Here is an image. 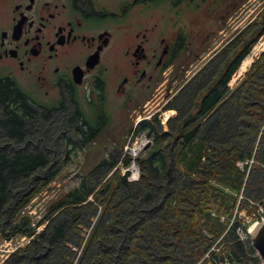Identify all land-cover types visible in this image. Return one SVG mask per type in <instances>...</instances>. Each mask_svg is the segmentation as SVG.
I'll list each match as a JSON object with an SVG mask.
<instances>
[{
	"label": "trees",
	"instance_id": "trees-1",
	"mask_svg": "<svg viewBox=\"0 0 264 264\" xmlns=\"http://www.w3.org/2000/svg\"><path fill=\"white\" fill-rule=\"evenodd\" d=\"M202 1L208 0H194L193 2L199 4ZM237 1L239 0H230L227 3V0H216L217 10L224 9V13L227 14L226 17H229L239 8L236 7ZM240 1L244 2L245 0ZM263 33L264 13L259 21L251 23L247 29L242 30L231 41L229 45L231 56L227 61L224 57H228L229 48L225 49L219 56L218 60L224 59L220 62L218 71L212 72L208 76L206 85L196 89L199 94L203 89L204 95L200 100H197L198 96H196L185 117L179 115L174 120L178 125L177 127L173 124V126L170 125L173 129L172 134L177 133L180 136L179 144L174 145L172 142V150H164L163 152L159 147L161 131H156V127L153 126L154 121L145 120L141 123L140 129L149 130V133L157 132L155 135L156 148L142 160L143 176L149 177L151 174L163 177L164 190L162 196H157L150 204L151 207L155 208L158 205H163V208L158 213L160 215L158 219L145 221L142 225L138 224L137 232L140 230V226L143 227L142 231L146 232V244L145 241L141 242L142 238L138 239L139 235L131 238L133 242L131 249L138 254L139 263L137 258L133 260L132 252L121 256L120 264H196L226 233L230 219L238 205V199L233 192L241 193L244 189L247 198L264 201V134L258 148L256 164H252L251 167L247 162L244 166L239 165V161L252 159L254 142L258 138L262 126L264 128V88H259L260 85L263 86L264 84V82L262 83L264 76H261L260 80L257 79L264 72V59L255 65L250 80L242 83L236 91L232 92L229 87L233 74L248 55L252 45ZM213 65L210 64L202 70L197 76L199 80L194 79L183 89L182 95L195 80L198 82L207 75ZM7 92L8 87L0 84V130L6 131L11 139L21 142L26 139L27 135H30L28 128L33 129L37 126L36 119H23L14 112L9 113V110L6 109L8 107L5 106ZM228 95L229 97L225 100ZM237 95L241 99L239 112L247 113L246 117L249 118L245 120L247 128L241 135L247 136V138L232 139L228 143L221 139L216 140L214 133L216 132L217 121L212 120V118L221 112L222 106L220 105L222 103L229 105L236 99ZM248 99L255 101H248ZM91 107L96 110L94 105ZM65 108L66 105L64 104L60 110L52 112L41 109L40 116L47 119L58 114L62 115ZM75 108L66 110L69 114L67 120L68 127H70L68 128L69 136L68 134L65 135L67 132H65V136H62L66 145L63 157L65 156L66 159L69 157L67 156L69 153H73L77 149L75 146L77 141L81 143V146L92 142L99 130L103 129V122H97V126L91 124L81 104L76 110ZM170 136L171 131H164V140H170ZM51 154L37 147L13 152L0 148V228L12 225L11 219L17 216L38 190L58 176L57 171L50 169L47 180L46 178H35V183L29 191L19 200H13L15 203L9 207L12 209L10 218L2 217L7 212L4 206H8L11 201L9 198L13 197L10 189L11 184L19 180L28 181L36 172H43L50 164ZM172 162L174 163L172 164ZM171 171L176 176H170L172 178L170 181L168 174ZM137 185L131 184L125 177H121L107 205L108 212L111 211L110 218L113 219L114 215L116 217L117 210H119V218L122 220L126 218L124 213H127V208H130L127 202V197L129 198L127 192L134 191L135 189L131 188H135ZM100 193H95L92 179L84 176L81 183L71 188L55 205L56 209L63 208V216H70L71 219L64 217L59 223L53 221L50 229L48 228L47 232L39 236L34 244H41L42 241L39 240L41 237L51 243L60 242L62 244L70 221L76 220L74 225L80 223L79 206L83 205L81 208H84L94 205V201L90 199L91 196L102 201ZM222 217L226 219L223 221ZM21 227L24 231L28 225L23 224ZM18 228L19 226L12 225V231L16 232ZM222 244L220 258H225L226 255L230 256L234 262L247 263L254 259L257 260L253 258L256 249L251 240L248 242L238 240L233 230L227 233ZM35 246L23 250L24 253L32 254ZM64 248L66 249V244ZM22 252L13 258L14 263L28 259L26 258L28 256L25 257ZM117 257L114 259L115 264L118 262Z\"/></svg>",
	"mask_w": 264,
	"mask_h": 264
},
{
	"label": "rangeland",
	"instance_id": "rangeland-1",
	"mask_svg": "<svg viewBox=\"0 0 264 264\" xmlns=\"http://www.w3.org/2000/svg\"><path fill=\"white\" fill-rule=\"evenodd\" d=\"M229 2L230 0H227V3ZM236 5L239 8L231 13L229 17H226L227 14L224 13V9L216 10L218 18V22H216L217 35L212 37L211 42L206 47L198 50L196 55L193 56V52L190 57L188 56L189 58H185L186 60H177L175 67L164 73L158 89L146 105L136 106L133 104L132 107H125L126 105L123 104L124 98L114 93L110 95L108 106L102 112L94 110L88 103L79 101V105L81 104L84 113L88 115L91 124L97 126V122H103V129L99 130L92 142H84L85 144L81 146V143L77 141L75 145L77 149L73 153H66L69 156L67 159L65 156L63 157L66 145L62 140V136L67 135L69 133L68 128H70L67 120L69 114L66 110L73 107H76L75 110L78 108V105L70 100L65 104L66 108L63 113L65 115L58 114L47 119L40 116L36 119L37 126L33 129L28 128L30 129V135H27L26 139L21 142L11 139L6 131L0 130L1 149L13 152L37 147L40 150L52 153L50 164L43 172H36L28 181L22 180L23 183L19 180L11 184L10 189L13 197L9 198L11 201L8 206H4L7 212L2 216L3 218H10L12 209H9V207H12L15 203L13 200H19L23 197L35 183L34 180L39 178H46L47 180L50 169L58 172V176L38 190L17 216L11 219L13 226H19L18 231H12V225L0 228V264H115L114 259L117 256L118 262L116 264H120L119 259L121 256L133 252L131 249L132 236L137 237L139 235L138 239L142 238L141 242L145 241V244L147 243L146 232L142 231V226L137 232L139 229L138 224L142 225L145 221H154L160 217L158 213H160L159 211L163 208V205H158L155 208L151 207L150 204L157 196H162L164 180H162L163 177L151 174L149 177L147 175L143 176L144 166L142 160L156 148L155 135L158 131H161L159 147L163 152L164 150H172V142L174 145L179 144L180 136L177 133L172 134L173 129L170 125L173 124L177 127L178 125L174 120L179 115L185 117L196 96H198L196 99L200 100L204 95L203 89L200 94L196 89L207 82L208 76L212 72L218 71L220 62L224 58H226L225 61L230 58L229 45L231 41L242 30L247 29L251 23L259 21L264 13V0H245L244 2L239 0ZM169 9L172 8H166V3H164V10L158 11L159 15H164V30L168 26H171L169 29L172 30L171 21L173 23L174 18L178 20L184 17L185 23L182 25L185 24L192 35L202 37L199 42L206 39L203 36L208 32L209 23L206 22V29L202 30V27H200L202 23L199 21V19H202L201 16H197L190 10L191 12L186 11L178 17L177 12L172 13ZM159 20L161 19L159 18ZM199 42L198 44H200ZM198 44L194 45V51L199 48ZM227 48H229L227 51L229 52L228 57L218 60ZM248 59H251L250 64L245 71L241 72L243 64ZM263 59L264 33L255 41L248 55L242 61L243 64L241 63L233 74L229 82L232 92L236 91L242 83L251 79L255 65ZM210 64H214L210 72L196 82L199 80L197 76ZM261 76H264V72L256 78L260 80ZM194 79L197 80L182 95L183 89L192 83ZM259 88H264V84L263 86L260 85ZM34 93L41 97L40 93ZM228 97L229 95L225 100ZM240 100L239 95H237L236 99L229 105L222 103L220 105L222 106L221 112L215 118L213 117L214 119L212 118V120L217 121L216 132L214 133L216 140L221 139L223 142L228 143L232 139L238 140L240 138L242 140L247 138V136L241 135L247 128L245 120L249 118L246 117L247 113L239 112ZM248 101L254 102L255 100L248 99ZM145 120L154 121L153 126L156 127L157 132L149 133V130L140 129L141 123ZM164 131H171L170 140H164ZM65 132L67 133L65 134ZM263 134L264 128L262 126L261 132L254 142L252 159L255 158L256 160ZM138 145H140L139 149H137ZM246 162L239 161L241 166H244ZM104 163L105 165L102 166ZM84 176L92 179L95 193L101 192L102 201H98L94 196H91L90 199L94 201V205L84 208H81L83 205L79 206L80 223L74 225L76 220H69L70 225L66 229L65 242L63 241L62 244L60 242L51 243L42 237L39 239L42 241L41 244H34L39 236L47 232L48 228L50 229L53 221L59 223L63 220L65 217L63 216L64 209H56L55 205L71 188L78 186ZM168 176L171 181L170 176L176 175L171 171ZM121 177H125L131 184H138L135 188H131L135 189L134 191L127 192L129 193L127 202L130 208H127V213H124L126 217L124 220L119 218V210L116 211V217L114 215L113 219L110 218L111 211L108 212L107 206ZM177 181L179 182V180ZM233 193L239 202L241 193ZM66 218L71 219L70 216H66ZM23 224L28 225L24 231L21 227ZM65 244L66 249L64 248ZM34 245H36V248H34L32 254L24 253L23 250ZM21 252L24 253L25 257L28 256L26 257L28 259L14 263L13 258ZM132 255L133 260L137 258L139 263L138 254L133 252ZM255 258L259 259L256 256ZM251 263L261 264V261L254 259Z\"/></svg>",
	"mask_w": 264,
	"mask_h": 264
},
{
	"label": "flooded vegetation",
	"instance_id": "flooded-vegetation-1",
	"mask_svg": "<svg viewBox=\"0 0 264 264\" xmlns=\"http://www.w3.org/2000/svg\"><path fill=\"white\" fill-rule=\"evenodd\" d=\"M193 1L0 0L6 109L38 119L41 109L60 110L70 100L102 112L112 93L124 98L125 107L146 105L164 73L218 33L216 0ZM164 3L178 17L186 11L201 16L202 30L209 23L206 39L199 42L202 37L182 25L184 17L164 30V15L158 14Z\"/></svg>",
	"mask_w": 264,
	"mask_h": 264
},
{
	"label": "built area",
	"instance_id": "built-area-1",
	"mask_svg": "<svg viewBox=\"0 0 264 264\" xmlns=\"http://www.w3.org/2000/svg\"><path fill=\"white\" fill-rule=\"evenodd\" d=\"M255 161V158L247 160V162H249L250 164V167ZM222 220H224L223 217ZM263 220L264 201H255L250 198H247L244 194V189H242L240 201L238 202L233 217L230 219V224L226 233L210 248V250L206 253L203 259H201L196 264H251V261L248 263L234 262L230 258V256L226 255L225 258H220L219 254L222 253L223 247L222 241L227 235V233L233 230L236 233L238 240L242 242H248L249 240H251V234L254 231L255 227L262 223ZM255 256L259 258L257 260L259 262L261 261V264H264V259L257 250L256 253L253 255V258H255Z\"/></svg>",
	"mask_w": 264,
	"mask_h": 264
},
{
	"label": "water",
	"instance_id": "water-1",
	"mask_svg": "<svg viewBox=\"0 0 264 264\" xmlns=\"http://www.w3.org/2000/svg\"><path fill=\"white\" fill-rule=\"evenodd\" d=\"M251 240L254 248L260 253L262 258L264 259V220L251 234Z\"/></svg>",
	"mask_w": 264,
	"mask_h": 264
},
{
	"label": "bare ground",
	"instance_id": "bare-ground-1",
	"mask_svg": "<svg viewBox=\"0 0 264 264\" xmlns=\"http://www.w3.org/2000/svg\"><path fill=\"white\" fill-rule=\"evenodd\" d=\"M251 57H252V56H251ZM250 62H251V59H248V60L245 61L244 64L242 63L243 66H242V68H241V72H243V71H245V70L247 69V67H248V65L250 64ZM139 146H140V145L137 146V149H139ZM257 227H258V226H257ZM257 227H255L254 231L256 230ZM252 233H253V232H252Z\"/></svg>",
	"mask_w": 264,
	"mask_h": 264
}]
</instances>
